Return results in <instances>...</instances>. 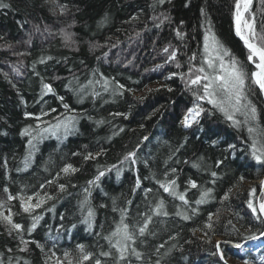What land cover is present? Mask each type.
Segmentation results:
<instances>
[{
  "label": "trees",
  "instance_id": "obj_1",
  "mask_svg": "<svg viewBox=\"0 0 264 264\" xmlns=\"http://www.w3.org/2000/svg\"><path fill=\"white\" fill-rule=\"evenodd\" d=\"M0 2L7 5L0 8V202L6 201L0 212L7 215L11 208L14 222L30 227L31 215L22 212L19 199L7 200L8 194L26 199L38 192L52 197L33 213L42 219L31 233L17 234L0 221L2 264H54L57 258L65 259V252L76 260L79 244L99 258L101 251L109 250L105 237L120 223L121 210L125 222L137 229L145 215L152 216L136 244L143 258L133 256L131 264L157 260L159 264H264V237L234 247L264 229L247 204L249 199L254 203L260 199L264 180V165L251 156L253 139L264 144L263 96L248 80V99L258 117V130L252 136L247 131L250 125L234 127L207 101L198 102L205 109L198 122L190 127L181 123L200 87L187 83L188 69L195 72L203 62L209 22L245 70H254L233 29L234 0H59L67 6L63 15L58 9L53 13L51 0ZM252 11L257 33L264 34L260 0H253ZM62 29L74 34V43L66 45ZM173 51L176 59L169 60ZM194 53L196 59L190 60ZM44 84H51L53 91L45 90ZM119 84L124 88L119 89ZM69 116L75 120L67 133L63 128L56 135L42 132L32 145L31 136L21 134L32 126L29 130L35 135L38 124L43 129ZM236 118L244 119L240 113ZM102 149L95 159H84ZM131 151L137 154L136 163L121 164ZM218 160L223 164L216 167ZM66 164L79 171L57 177ZM99 171L105 175L97 184H89ZM49 180L54 183H46ZM170 180L176 181V191L186 196L187 205L160 187ZM189 180L198 187L192 188ZM59 184L66 185L64 191ZM254 187L257 193L252 198L248 192ZM206 189H212L210 197L197 205ZM229 189V199L223 200ZM161 200L166 216L153 213ZM89 209L94 213L91 227L85 222ZM210 212L213 228L207 229ZM185 214L191 218L185 220ZM217 241L222 242L223 260ZM102 262L114 264L112 257Z\"/></svg>",
  "mask_w": 264,
  "mask_h": 264
},
{
  "label": "snow or ice",
  "instance_id": "obj_2",
  "mask_svg": "<svg viewBox=\"0 0 264 264\" xmlns=\"http://www.w3.org/2000/svg\"><path fill=\"white\" fill-rule=\"evenodd\" d=\"M53 4V8L51 9L55 14L56 9L59 10V13L63 15L67 11V6L64 4H60L59 0H51ZM164 0H159V3H163ZM260 4L262 8H264V0H260ZM7 7V5L0 2V8ZM253 0H234V10H233V24H234V32L235 35L242 41L244 47L247 50V62L253 66L254 70L248 72L245 70L241 62L238 58H236L231 51L221 43L216 37L215 33L211 30V25L209 22V26L204 35V50H203V62L201 66L195 69L193 72V68L190 67L188 69V81L189 85H198L200 86L196 91L193 92L195 97V101L193 103V107L188 108L187 113L185 115L184 127H190L193 122H198V117L205 111L203 107L198 103L199 101H207L208 104L213 106V109L218 110L220 113L224 115L226 120L230 121L234 127H241L242 125H250L247 128V131L250 136L257 133V108L256 106L248 99V84L247 81L251 80L253 86L258 90L261 95H264V34H259L256 31L257 21H256V13L252 11ZM203 13V9L201 10ZM264 14V12H262ZM135 19V17H133ZM164 19H168L164 17ZM163 22V21H161ZM264 23V22H262ZM71 27V25H69ZM39 31V28H37ZM61 33L64 37L66 45L68 43H74L73 41V33L68 32L64 29L61 30ZM177 35H181V33L177 32ZM165 52H168V48L164 49ZM176 59V52L173 51L169 54V60ZM190 60L196 59V54L194 53ZM177 67H180L177 64ZM176 75V73H173ZM185 74H181L183 78ZM118 83V82H117ZM105 84L107 85V80H105ZM119 89H123L124 85L119 84ZM43 88L48 92H52L51 84H44ZM170 90V89H169ZM61 101H63V97H59ZM64 109L68 110L70 108L69 104H63ZM51 112H55V109H51ZM240 113L243 115V121L236 118V114ZM26 116H31V113H25ZM42 115H47V113H42ZM116 115H121L117 113ZM39 121V117H36ZM75 117L69 116L64 118L63 120L57 119L55 124H49L47 127L41 129L39 124L36 126L35 135H32V132L29 130L32 126L25 128L22 135L31 136L28 140V144L32 145L33 140L37 139V137L41 136L42 132L51 131L53 135H56L57 131L61 128L64 129L65 133L68 132L70 127H73V121ZM42 123V121H41ZM97 123H103V121H98ZM123 131V129H121ZM144 140H147L148 137H144ZM217 143V141H213V144ZM247 143V141H246ZM139 147V145L137 146ZM235 145L229 144V149H235ZM103 153V149L100 153H96L95 156L92 153H88L84 156L85 160L95 159L97 156ZM73 155H77L74 153ZM136 152L131 151L128 152L123 160L120 162L123 164L126 161H131L133 164L136 163ZM31 153L29 156L25 158V168L28 167L30 162ZM251 156L252 158L259 164L264 165V144L258 143L257 140L253 139L251 141ZM7 161H5V164ZM223 164L222 160H218L216 162V167H219ZM112 168H116V165H112ZM79 171L72 164H66L60 172L56 174L57 177L60 176L61 173L65 175H70ZM175 172V169H172ZM105 175L104 171H99L98 175L94 177L93 180L88 181L89 184H97L101 177ZM117 175H119V170H117ZM167 175V172L165 173ZM212 177H217L216 172L211 173ZM244 179L243 176L240 177L242 181ZM48 184L54 183V180L46 181ZM141 180L139 177L136 179V187H139ZM215 183V181H213ZM188 184L192 188H197L198 185L195 180H189ZM59 190L64 191L66 185L59 184ZM160 187L163 189L165 193L173 197H178L180 201H182L185 205L189 203L186 196L183 193H178L176 191V181L170 180L167 184L161 183ZM40 188H44V185L41 184ZM135 190V188L133 189ZM89 190L86 188L85 192ZM4 192L8 193L7 187L4 188ZM146 192H151V189H147ZM212 189H206L201 192L200 198L195 201L197 205L205 203ZM231 193V189L228 190L223 196V200L229 199V194ZM257 193V189L254 187L248 192V196L255 198ZM19 199L20 208L23 213L31 215V225L30 227H25V225L21 223H16L13 220V213L11 208L8 209V214L5 215L4 212H0V221L6 222L8 226H10L11 230L17 232V234L27 231L31 233L36 229L37 224L42 219L41 216L35 215V211L37 209L42 208V206L46 203V200L52 199L50 195L44 193L41 196L40 193L34 192L32 195L26 197L24 196H13L8 194L7 200H15ZM35 201V202H33ZM5 202H0V207H3ZM248 207L252 210L255 218L260 220L261 225L264 226V181L261 182L260 186V199L254 203V199H249L247 201ZM163 200H161L156 208L153 210L155 215H168L166 211H163ZM125 210H121V221L114 229V231L110 234L109 237H105L109 241V250L101 251L99 253V258L94 253L86 252L85 246L82 244L77 245V249L79 250L80 256L79 259H69L70 253L65 252L63 254L65 259L57 258L54 264H65V260H67V264H85V262H89V264H103L102 258L104 257H112L114 260V264H131V257L135 256L137 260H141L143 258L142 253L137 251L136 244L139 237H143L148 230V226L151 223L152 216L145 215L143 219L142 226L138 229L134 225H130L125 222L124 216ZM192 213H196V209H192ZM181 213H177L180 215ZM94 215L91 209L88 210L86 223L91 227V218ZM213 213L208 214V220L205 223L204 227L207 229L213 228ZM185 220L190 219L191 217L187 214L183 215ZM11 235V231L9 232ZM207 235V233H205ZM260 237H264V229L259 230V235H251L243 239L240 243H235L234 247L242 248L244 247L247 240H255ZM27 244V241H22ZM222 242L217 241L216 248L220 255V258L224 259L223 251L220 249V244ZM37 247L42 246L36 242ZM163 247V245H160ZM26 250V249H21ZM10 252L11 249H8ZM159 252V248L156 249ZM54 255V253H53ZM2 264V261H0ZM156 264H159V261H156ZM247 264V261H245Z\"/></svg>",
  "mask_w": 264,
  "mask_h": 264
},
{
  "label": "rangeland",
  "instance_id": "obj_3",
  "mask_svg": "<svg viewBox=\"0 0 264 264\" xmlns=\"http://www.w3.org/2000/svg\"><path fill=\"white\" fill-rule=\"evenodd\" d=\"M187 113V112H186ZM186 113L183 115V118H182V123L184 124V120H185V115H186Z\"/></svg>",
  "mask_w": 264,
  "mask_h": 264
},
{
  "label": "bare ground",
  "instance_id": "obj_4",
  "mask_svg": "<svg viewBox=\"0 0 264 264\" xmlns=\"http://www.w3.org/2000/svg\"><path fill=\"white\" fill-rule=\"evenodd\" d=\"M233 29H234V24H233ZM264 99V98H263ZM182 118H183V116H182ZM182 118H181V121H182ZM182 123V122H181ZM183 124V123H182ZM264 181V180H263ZM247 243H245V245H246Z\"/></svg>",
  "mask_w": 264,
  "mask_h": 264
},
{
  "label": "water",
  "instance_id": "obj_5",
  "mask_svg": "<svg viewBox=\"0 0 264 264\" xmlns=\"http://www.w3.org/2000/svg\"><path fill=\"white\" fill-rule=\"evenodd\" d=\"M263 96V98H264V95H262Z\"/></svg>",
  "mask_w": 264,
  "mask_h": 264
}]
</instances>
